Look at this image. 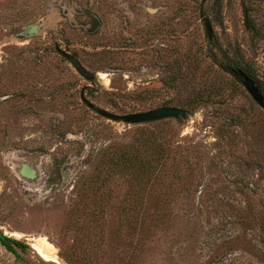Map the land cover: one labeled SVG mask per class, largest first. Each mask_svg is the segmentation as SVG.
<instances>
[{"label": "rangeland", "instance_id": "rangeland-1", "mask_svg": "<svg viewBox=\"0 0 264 264\" xmlns=\"http://www.w3.org/2000/svg\"><path fill=\"white\" fill-rule=\"evenodd\" d=\"M228 66L264 96V0H0V264H264V109Z\"/></svg>", "mask_w": 264, "mask_h": 264}, {"label": "water", "instance_id": "water-1", "mask_svg": "<svg viewBox=\"0 0 264 264\" xmlns=\"http://www.w3.org/2000/svg\"><path fill=\"white\" fill-rule=\"evenodd\" d=\"M208 33L210 32L209 25L206 24ZM34 27V26H33ZM67 59H69L73 65L77 68V70L83 74L84 76L90 78L92 75L85 71L76 61L73 57L69 56L68 54H64ZM238 74L242 78V84L244 88L247 90V92L250 94L252 99L261 107L264 109V97L260 94V92L257 89L256 84L253 82V80L245 74L242 70H238ZM92 109H94L99 114L105 116L106 118L112 119V120H121L125 123H142L147 121H153L163 118H178L184 115V110L179 107L174 106H161L156 107L153 109H149L142 112L132 113V114H125V115H118L113 114L104 110H101L99 108H96L95 106H91ZM5 232L0 231V238L4 239Z\"/></svg>", "mask_w": 264, "mask_h": 264}, {"label": "trees", "instance_id": "trees-1", "mask_svg": "<svg viewBox=\"0 0 264 264\" xmlns=\"http://www.w3.org/2000/svg\"><path fill=\"white\" fill-rule=\"evenodd\" d=\"M238 70H241V69L235 68V67H232V66H228V71L231 72L234 76H236L240 81H242V78L238 74ZM245 74H247L250 77V74L248 72H245ZM256 86H257L258 91H259V89L262 90V88L260 86H258L257 84H256ZM1 242L8 250L13 251V252H14V249L12 248L11 243H14L16 246H19V247H22V248L24 247V244H22L21 242H19L17 240H14V239L12 240L10 238H5V240H2Z\"/></svg>", "mask_w": 264, "mask_h": 264}, {"label": "flooded vegetation", "instance_id": "flooded-vegetation-1", "mask_svg": "<svg viewBox=\"0 0 264 264\" xmlns=\"http://www.w3.org/2000/svg\"><path fill=\"white\" fill-rule=\"evenodd\" d=\"M26 174H27V173H26ZM5 235H6V234H5ZM5 235H4V239H1V238H0V242H1L2 240H5V238H8V237H6ZM1 243H2V242H1ZM16 247H18V248H20V249L22 248V247H19V246H16Z\"/></svg>", "mask_w": 264, "mask_h": 264}, {"label": "bare ground", "instance_id": "bare-ground-1", "mask_svg": "<svg viewBox=\"0 0 264 264\" xmlns=\"http://www.w3.org/2000/svg\"><path fill=\"white\" fill-rule=\"evenodd\" d=\"M40 241H41V239H40ZM45 242L48 243L46 240H45ZM38 246H39V245H38ZM47 247H48V246H47ZM49 247H50V246H49ZM45 249H46V248H45ZM46 250H47V249H46ZM48 250H49V249H48ZM50 253H51V252H50Z\"/></svg>", "mask_w": 264, "mask_h": 264}]
</instances>
